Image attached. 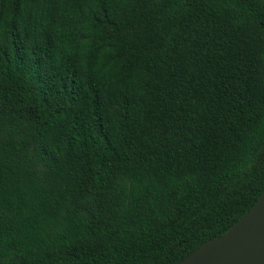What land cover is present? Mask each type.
Segmentation results:
<instances>
[{
    "label": "trees",
    "instance_id": "trees-1",
    "mask_svg": "<svg viewBox=\"0 0 264 264\" xmlns=\"http://www.w3.org/2000/svg\"><path fill=\"white\" fill-rule=\"evenodd\" d=\"M264 191V0H0V264H176Z\"/></svg>",
    "mask_w": 264,
    "mask_h": 264
},
{
    "label": "water",
    "instance_id": "water-1",
    "mask_svg": "<svg viewBox=\"0 0 264 264\" xmlns=\"http://www.w3.org/2000/svg\"><path fill=\"white\" fill-rule=\"evenodd\" d=\"M176 264H264V191L226 233L205 241Z\"/></svg>",
    "mask_w": 264,
    "mask_h": 264
}]
</instances>
